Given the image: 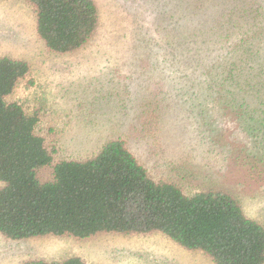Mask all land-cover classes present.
Wrapping results in <instances>:
<instances>
[{
  "label": "rangeland",
  "instance_id": "obj_1",
  "mask_svg": "<svg viewBox=\"0 0 264 264\" xmlns=\"http://www.w3.org/2000/svg\"><path fill=\"white\" fill-rule=\"evenodd\" d=\"M93 1L99 20L93 36L76 51L57 53L36 34L25 0H0V57L23 60L29 67L7 99L36 113V133L53 150L51 164L38 172L40 179H49L56 162L87 158L105 141L120 138L155 178L179 182L185 191L225 190L264 225V166L249 165L252 158L264 161V150L240 133L241 125L229 113L221 116L219 108L225 112V106L214 105L218 101L210 97L206 110L203 99L197 100V114L202 109L200 116L206 118L194 123L200 124L201 135L188 126L194 116L179 105L162 119V113H150L153 89L161 94L154 100L168 90V78L157 77L158 69L165 64L170 77L173 71L162 62L169 56L163 53L181 52L180 37L199 46L201 37L215 39L218 31L226 32L220 27L240 19L248 8L245 0ZM178 82L171 81V94ZM246 147L253 148L250 158ZM73 256L86 264H213L202 252L160 233L22 240L0 235V264Z\"/></svg>",
  "mask_w": 264,
  "mask_h": 264
},
{
  "label": "trees",
  "instance_id": "obj_2",
  "mask_svg": "<svg viewBox=\"0 0 264 264\" xmlns=\"http://www.w3.org/2000/svg\"><path fill=\"white\" fill-rule=\"evenodd\" d=\"M25 1L33 10L36 34L51 51L78 50L98 27L93 0ZM245 4L240 19L222 24L227 31H218L215 39L201 37L203 45L197 46L194 39L180 37L181 52L163 53L169 56L162 62L173 71L170 77L165 64L158 69L157 77L168 78V90L154 100L161 94L153 89L150 113H162V119L179 105L194 116L188 126L196 131L200 124L194 123L206 119L202 109L197 114V100L204 105L213 97L214 105L227 110L219 108L221 116L229 113L241 125L240 133L264 150V0ZM28 71L25 61L0 57V235L22 240L160 233L202 252L213 264H264V225L246 215L232 194L212 186L185 191L179 182L155 178L120 138L105 141L87 158L56 162L49 179L41 180L38 172L51 164L53 150L36 133V113L7 99ZM178 79L171 94V81ZM244 151L252 157V147ZM252 159L250 166H264ZM21 264L86 263L73 256Z\"/></svg>",
  "mask_w": 264,
  "mask_h": 264
}]
</instances>
